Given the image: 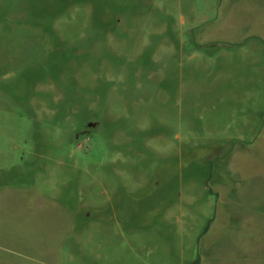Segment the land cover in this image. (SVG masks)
<instances>
[{"label": "rangeland", "instance_id": "obj_1", "mask_svg": "<svg viewBox=\"0 0 264 264\" xmlns=\"http://www.w3.org/2000/svg\"><path fill=\"white\" fill-rule=\"evenodd\" d=\"M237 2L0 0L1 255H233L264 215V45L232 43Z\"/></svg>", "mask_w": 264, "mask_h": 264}, {"label": "crops", "instance_id": "obj_2", "mask_svg": "<svg viewBox=\"0 0 264 264\" xmlns=\"http://www.w3.org/2000/svg\"><path fill=\"white\" fill-rule=\"evenodd\" d=\"M235 6H238L236 13L237 21L247 24L250 29L241 40L242 42H232L233 44H241L246 40H253L256 43L249 47V51L256 50L261 43L264 45V0H238ZM234 6V7H235ZM240 12V14H239ZM235 17V16H233ZM264 53V52H263ZM264 55V54H263ZM264 57V56H263ZM230 168V165H229ZM2 202L0 197V237H6L2 229ZM251 225H246L243 230H247L245 236L234 247L232 254L229 257L223 254L212 256L218 260L217 264H225L224 262L231 260L227 264H264V215L252 212L249 216ZM255 236V241L250 240L251 236ZM10 235L7 238L10 240ZM2 260V261H1ZM12 259L0 254V264H15Z\"/></svg>", "mask_w": 264, "mask_h": 264}]
</instances>
